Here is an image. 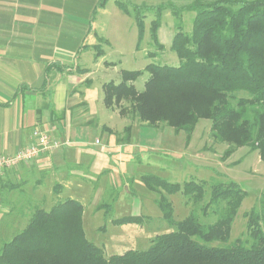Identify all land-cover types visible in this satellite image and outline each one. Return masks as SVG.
I'll use <instances>...</instances> for the list:
<instances>
[{"label": "trees", "instance_id": "1", "mask_svg": "<svg viewBox=\"0 0 264 264\" xmlns=\"http://www.w3.org/2000/svg\"><path fill=\"white\" fill-rule=\"evenodd\" d=\"M109 1L100 0L98 8H105ZM162 1L156 7L132 5L134 14L122 1L115 4L135 19L138 47L145 35L146 13L156 12L150 37L161 50L164 46L158 32L163 11L171 9L177 17L183 11L195 13L192 31L184 32L179 24L172 41L171 50L179 65L149 64L143 71H122L119 84L103 85L105 107L111 110L129 102L139 120L149 127L166 124L189 134L199 121L208 120L218 141L237 149L251 147L264 160V0H194L181 8L174 0ZM58 69L67 70L61 65ZM145 73L149 78L144 91L138 92L135 82ZM238 92L249 97H239ZM124 112L122 109L121 114ZM126 131L129 133L131 126ZM124 142L129 144L130 139ZM232 153L228 150L226 155ZM142 182L153 192H182L187 201L201 200L207 186V182L191 181L182 187L154 175H144ZM211 196L208 205L226 204L215 224L205 226L194 215L175 222L172 203L162 197L158 206L163 218L176 230L157 236L147 251H128L109 258L87 239L82 204L68 199L49 212L36 210L28 226L0 249V264H264V200L260 213L253 210L248 215L251 241L238 239L230 244L232 224L247 193L234 182L215 183ZM142 221L131 216L111 223ZM213 243L225 245H209Z\"/></svg>", "mask_w": 264, "mask_h": 264}, {"label": "rangeland", "instance_id": "2", "mask_svg": "<svg viewBox=\"0 0 264 264\" xmlns=\"http://www.w3.org/2000/svg\"><path fill=\"white\" fill-rule=\"evenodd\" d=\"M115 1L109 2L110 16L105 18V30L98 32L95 44L90 49L93 58L96 59L97 56L101 58L112 44L117 55L112 59L107 57L99 67H93L91 64L76 67V72L83 75L82 87H87L93 78L99 80L93 96L96 102L99 97L104 96L103 85L110 82L119 84L122 81V71H143L149 64L178 66L180 60L171 50L177 27L182 24L186 33H190L193 28L195 13L183 11L177 17L171 9H165L162 14V26L158 32L159 42L164 46L161 50L150 37L151 23L156 19L157 13L154 11L146 13L145 35L138 47L139 29L136 21L133 16L127 15L126 11L117 7ZM120 1L132 14H134L132 5L156 7L163 2ZM193 2L194 0H174V4L179 8ZM111 51L110 49L108 53ZM150 54H154L153 57ZM148 78L149 74L145 73L135 82L138 92L144 91ZM237 95L249 97L246 92H238ZM86 109V104L79 107L82 111ZM122 109L125 111L124 114H121ZM102 110L104 121L106 122L108 118L109 123L106 122L107 125L102 128L101 134L99 132L93 134V137L98 135L99 138H92L91 143L99 141L101 146L88 148V151L97 154L103 162L111 163L113 176L104 174L96 177L88 173L97 171L91 168L88 172H78L77 175L81 179L63 177L58 180L49 170H45L44 173L33 171L17 179L11 188L17 190L14 194L16 198L14 212L6 214L0 211V249L28 226L34 212L42 209L43 202L45 209H50L49 205H53L54 201L56 205L73 199L83 206V226L87 239L102 248L106 258L128 251H147L151 241L157 236L176 230L174 224L163 218V212L158 206L162 197L172 203L175 222L194 215L201 224L209 226L215 224L226 209L225 203L208 205L212 197V186L215 183L230 182L238 184L247 196L232 224L228 243L231 244L238 239L243 242L251 241L248 215L253 210L260 213L264 200V160L258 151L251 147L237 149L218 141L212 132V123L208 120L199 121L194 132L189 134L184 131L177 132L166 124L149 127L139 120L129 102H123L111 110L107 109V113L103 104L95 105L98 115H101ZM128 126H131L129 133L126 131ZM50 135L52 141H55L53 135L51 133ZM128 138L130 143L125 144L124 141ZM72 145L69 144L67 147L71 148ZM127 145L134 147L131 149ZM228 150H233V153L227 156ZM66 162L68 164L70 161L65 160L64 165ZM144 175H154L170 183H178L182 187L184 183L191 181L207 182V186L204 187L205 192L201 200L187 201L182 192L168 195L162 189H157L156 192L149 190L142 182ZM131 216L141 217L142 223L124 225L111 223L112 220ZM12 217L23 220H11Z\"/></svg>", "mask_w": 264, "mask_h": 264}, {"label": "crops", "instance_id": "3", "mask_svg": "<svg viewBox=\"0 0 264 264\" xmlns=\"http://www.w3.org/2000/svg\"><path fill=\"white\" fill-rule=\"evenodd\" d=\"M99 2L0 0V156L15 155L29 147L37 128L48 130L62 146L0 175L1 212H14L17 190H11L12 183L33 171L49 170L58 180L77 179L79 171L91 168L97 171L88 173L96 177L113 176L112 164L88 151L97 146L91 141L99 136L93 134H101L109 123L107 116V123L104 121L103 110L101 115L95 111L96 104H103L107 113L104 96L97 102L93 98L99 80L93 78L90 86L82 87L83 75L76 72L78 65L99 67L107 57L117 55L111 44L101 58L92 57L90 48L98 32L105 30V18L110 16L109 3L98 8ZM59 65L67 70L60 71ZM82 104L87 105L84 111L79 110ZM69 144H73L71 148ZM67 159L70 162L64 165ZM54 203L45 209L43 202L42 209L49 212Z\"/></svg>", "mask_w": 264, "mask_h": 264}, {"label": "built area", "instance_id": "4", "mask_svg": "<svg viewBox=\"0 0 264 264\" xmlns=\"http://www.w3.org/2000/svg\"><path fill=\"white\" fill-rule=\"evenodd\" d=\"M33 143L11 156H0V175L5 170L13 169L23 163L31 162L39 158L42 154L52 152L61 148V144L52 141L49 131L37 128L32 134ZM97 146H101L100 142H96Z\"/></svg>", "mask_w": 264, "mask_h": 264}]
</instances>
